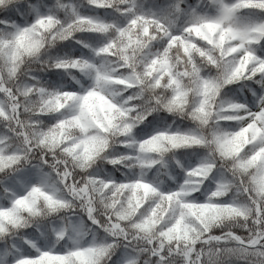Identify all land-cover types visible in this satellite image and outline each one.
Segmentation results:
<instances>
[{
    "label": "clouds",
    "instance_id": "1",
    "mask_svg": "<svg viewBox=\"0 0 264 264\" xmlns=\"http://www.w3.org/2000/svg\"><path fill=\"white\" fill-rule=\"evenodd\" d=\"M0 264H264V0H0Z\"/></svg>",
    "mask_w": 264,
    "mask_h": 264
}]
</instances>
